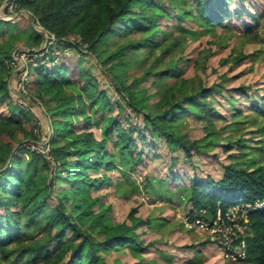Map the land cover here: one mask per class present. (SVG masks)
Returning <instances> with one entry per match:
<instances>
[{"label": "rangeland", "instance_id": "obj_1", "mask_svg": "<svg viewBox=\"0 0 264 264\" xmlns=\"http://www.w3.org/2000/svg\"><path fill=\"white\" fill-rule=\"evenodd\" d=\"M9 1H0V18L16 22L18 29L30 31V37L14 40L9 51L6 50L7 33L0 36V59L4 63L0 65V117H17L22 111L14 133V140L19 143L11 150L7 141L13 139L0 137V157L9 161L5 168H19V162L12 156L21 147L42 153L36 158L40 170L33 177L34 183L41 187L39 197L44 195L52 171L55 183L50 188L49 202L51 206L55 205L58 201L55 195L67 194L68 185L64 184L59 168L65 158L50 153L55 128L50 115L57 111L64 113L62 118L68 120L78 133L89 116L95 137L107 138L102 153H107L106 163H110V167L104 165L98 172L93 169L87 172L91 183L88 188L91 211L100 213L101 218L99 225L87 215L80 224L81 230H87L97 240L94 242H99L104 237L100 230L102 226L131 225L135 222L133 218L143 221L139 225L138 220L133 230L145 250H135L131 245L105 249L94 244L93 252L96 250L100 255V261H90L84 256L81 264H251L227 259L219 247L217 234L188 227L187 219L192 216L193 206L187 198L193 174L218 179L224 173V166L235 159L251 168L264 165V114L251 106L253 101L260 102L264 94V0H229L230 14L223 23L216 25L200 17L196 0H143L145 7L157 16V21L145 33L158 35L156 40L160 43H178L163 56L160 50L154 54L150 48L137 50V44L117 52L120 44H128L138 37L137 33L126 37L111 33L100 40L94 52L80 53L65 43L53 45V34L33 22L26 10H17ZM247 25L254 26L250 34L246 32ZM34 29L43 35L41 46L34 40ZM45 47L52 48L55 59H49L47 49L42 50ZM134 47L135 54L132 53ZM24 50L35 54L29 56L27 53L24 58L21 56ZM6 52L11 54L10 57L5 55ZM240 53L248 54V57L234 62L233 58ZM43 55L48 67L55 62L66 67L67 81L62 86V93L36 88L33 69ZM180 55L184 61L178 76L164 77L154 73L155 69L165 68ZM156 56L161 61L155 63ZM119 58L121 61H117ZM18 63L28 71L23 84L17 71ZM146 71L149 73L145 79L133 83ZM6 79L10 94L3 99ZM214 82L223 84L221 91L211 98L216 109L209 117L215 132L209 135L199 121L189 116L169 122L177 134L186 133L188 139L197 140L200 150L192 146L189 156L181 142L145 129L143 115L159 108L158 102L164 103L169 97L177 96L181 89L191 84L210 86ZM240 86L244 87L238 89ZM100 90H105L108 100L105 105L100 100L101 95H96ZM130 93L137 107L131 105ZM143 104L147 109L140 111L138 107ZM112 118L123 127L125 136L135 138L134 146L122 148L117 130L109 134ZM135 127L137 129H133ZM139 131L145 135V140ZM237 138L243 139L246 145L238 148ZM230 140L232 146L228 143ZM140 149L143 150L142 162L133 165ZM24 154L23 165H26L32 155L29 151ZM44 156L51 160L50 167L42 166ZM27 168L30 173L32 165ZM205 216L211 217L208 212ZM30 230L41 229L36 226ZM42 234L39 231L32 235L40 237ZM202 240L209 243L200 245ZM185 244L194 247L187 248ZM89 247L87 243L84 253ZM51 249L57 253V244L54 243Z\"/></svg>", "mask_w": 264, "mask_h": 264}, {"label": "trees", "instance_id": "obj_2", "mask_svg": "<svg viewBox=\"0 0 264 264\" xmlns=\"http://www.w3.org/2000/svg\"><path fill=\"white\" fill-rule=\"evenodd\" d=\"M228 1L196 0L197 11L205 22L212 25L221 24L231 12ZM10 3H14L17 10H26L33 22H38L45 31L52 33L54 36L53 45L65 43L80 53L94 52L100 40L111 33L120 37H126L133 33L138 34V37L128 44H120L117 52H122L127 47L137 44V50L150 48L153 54L160 50V55L163 56L178 45L176 41L168 44L160 43L156 40L158 35L149 36L145 33L157 21V16L150 8L145 7L143 0H10ZM235 12L237 13V11ZM118 21L121 24L118 25ZM253 29V25H247L246 32L250 34ZM34 31V40L40 42L41 46L43 35L36 29ZM4 33H7L6 50L9 51L14 40L16 41L20 37H30V31L18 29L16 22L0 18V36ZM46 49L45 47L42 50ZM136 52L134 47L132 53ZM46 53L49 59H55L52 48L47 49ZM9 54L5 53V55ZM44 55L38 60L36 59L38 65L33 69L36 88L44 91L57 90L62 93V86L67 81V69L58 62L48 67L47 64H44ZM246 57L248 54L240 53L233 59L234 62H239ZM155 59V63L161 61V58H157V56ZM117 61H121V58ZM183 61L184 57L180 55L177 60L171 61L165 68L155 69L154 73L164 77L178 76L183 70ZM3 64V59H0V65ZM147 73L149 72L146 71L141 78L134 79L133 83L145 79ZM222 77L224 79L225 75ZM4 85L6 86L1 97L6 99L10 94L7 79ZM222 87L221 82H214L210 86L203 84L186 86L177 96L169 97L164 103L158 102L161 105L159 108L144 113L145 129L151 131L152 134L157 133L169 140L181 142L182 149L190 156L192 146L197 150L201 148L197 140L188 139L186 133L177 134L169 122L181 116H189L199 121L201 127L211 135L216 130L213 120L209 117V114L216 109L211 98L214 93L220 92ZM243 87L240 86L238 89ZM96 95H101L100 100L104 105L108 103L105 90L98 91ZM130 96L131 105L137 107L132 93ZM251 106L264 114V94L261 95L260 102L253 101ZM138 109L145 111L147 106L143 104ZM187 112L188 114H186ZM20 114L22 111L18 113V116ZM62 114L64 113L57 111L50 115L51 123L55 124L50 140V153L52 156L65 158L59 168L64 184L68 185V193L64 196L55 195L58 200L55 205L51 206L49 202L50 188L55 183L52 171L50 172V182L44 187V195L41 194L39 197L41 187L34 183L33 177L40 170L36 158L42 153H35L29 147H21L12 156L14 161L19 162L18 169L5 168L9 161L0 157V264H3L4 261L7 264H81V259L84 256L89 257L90 261H100V255L96 250L93 252L94 244L103 246L105 249L131 245L135 250H145V246L137 239L136 232L133 230L139 219L133 218L135 222L131 225L122 223L111 228L102 226L100 230L104 237L99 242H94L97 240L90 232L81 230L80 224L87 215L92 217L94 223L100 225L101 214L91 211L92 202L88 194L91 183L87 172L90 169L98 172L104 165L107 168L110 167V163H106L107 153H102L106 149L107 138L98 139L95 137L90 129L91 119L89 116L86 117L85 124L81 128V132L78 133L68 120L62 118ZM18 116L0 117V137L8 136L13 139L12 142L7 141V147L11 150L17 143L14 140V133L16 124L21 121ZM109 125L111 127L108 131L109 134L117 130L122 148H129L136 144L135 138L125 136L123 127L113 118L109 121ZM133 129H137V127ZM139 133L145 140V135L141 131ZM32 140L34 139L32 138ZM209 140L210 138H208ZM228 143L232 146L231 140ZM236 144L238 148L246 145L241 138H237ZM25 151L31 152L32 158L26 162V165H23ZM135 154L133 152V155ZM137 155L138 159L133 165L142 162L143 150L140 149ZM50 161L44 156L42 166L50 167ZM30 164L32 169L28 173L27 167ZM188 188L189 197L187 199L193 206V210L190 212L192 216L189 217L206 218L204 213L208 212L212 219L218 208L226 210L237 203H254L264 199V165L259 164L251 168L235 159L224 166V173L218 179L211 176L202 178L193 174ZM247 217L249 232L245 239L248 252L243 261L251 264H264V210L251 211ZM141 223L143 221L140 219L138 224ZM36 226L41 230H30ZM39 231L43 232L40 237L32 235L33 232ZM69 231L70 234H68ZM200 242L202 245L209 243L208 240ZM54 243L58 248V252L55 254L51 249ZM87 243L90 244V247L84 253ZM192 246L193 244H189L186 247Z\"/></svg>", "mask_w": 264, "mask_h": 264}, {"label": "built area", "instance_id": "obj_3", "mask_svg": "<svg viewBox=\"0 0 264 264\" xmlns=\"http://www.w3.org/2000/svg\"><path fill=\"white\" fill-rule=\"evenodd\" d=\"M32 56L34 52L24 50L22 57ZM15 60L17 57H15ZM15 63V61H13ZM11 66V61L9 62ZM37 65V62H36ZM21 84L27 78V69L17 65ZM254 210H264V199L257 200L254 203H237L228 207L226 210L218 208L216 215L212 219L203 217L188 218L187 225L190 228H200L209 231L213 235H218L219 247L227 259L244 260L247 256L248 248L245 237L249 232L248 213Z\"/></svg>", "mask_w": 264, "mask_h": 264}, {"label": "crops", "instance_id": "obj_4", "mask_svg": "<svg viewBox=\"0 0 264 264\" xmlns=\"http://www.w3.org/2000/svg\"><path fill=\"white\" fill-rule=\"evenodd\" d=\"M17 80V79H16ZM44 114V113H43ZM200 245H202V244H200ZM184 246H186V244L184 245ZM204 246V245H203ZM192 247H194V246H192ZM192 247H187V248H192Z\"/></svg>", "mask_w": 264, "mask_h": 264}]
</instances>
